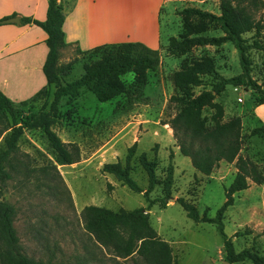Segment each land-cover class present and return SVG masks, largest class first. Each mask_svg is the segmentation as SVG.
Returning a JSON list of instances; mask_svg holds the SVG:
<instances>
[{"label":"rangeland","instance_id":"374dc122","mask_svg":"<svg viewBox=\"0 0 264 264\" xmlns=\"http://www.w3.org/2000/svg\"><path fill=\"white\" fill-rule=\"evenodd\" d=\"M203 1L206 2L202 4ZM26 3L21 0H0V22L13 18L16 11L24 18H31L34 5ZM199 6L220 15V0H171L162 8L161 42L165 47L161 57L164 62L149 74V83L143 96L130 98V102L126 98H116L108 103H99L94 95L84 90L72 104L66 105L65 99L62 101V116L53 131L64 143L79 147L78 163L73 166L58 163L41 131H24L20 139V152L12 159L16 166L10 172L12 179L0 184V188L1 200L16 208L14 228L28 257L39 261L53 259L61 264H136L132 258L119 259L96 246L83 229L82 213L88 206L115 212L148 209L142 194H134L113 176L104 175L101 171L106 163L121 161L124 164L128 149L138 142L136 157L130 166L134 180L144 190L148 188V176L138 162L141 154L146 153L149 159L158 160L157 174L161 183L166 176L170 154L174 155V202L168 201L166 209L158 203L148 212L151 227L172 247L174 264H223L226 256L224 240L217 227L214 224L197 225L187 217L176 199L183 198L196 205L201 215L207 213L210 218H215L225 204V194L235 179L234 164H220L209 177L197 174L190 159L180 154L172 129L167 126L178 111L177 105L170 102L176 94L171 75L183 62L211 56L223 77L231 78L241 72L238 53L230 42L218 48L198 46L181 58L169 55L168 39L184 32L180 11ZM260 14L264 21V10ZM20 24L0 25V48L14 37ZM22 26L27 24L22 23ZM35 30L43 32L39 28ZM253 34L247 37L251 38ZM205 35L220 37L223 34L211 27ZM262 41L264 43V38ZM18 47L19 44L12 45L10 50L0 56V63ZM97 58L92 53L81 54L74 47L64 50L60 64H74L67 81L81 78L84 67L93 64ZM252 60V77L262 83L264 51H253ZM20 61L16 60L15 63ZM123 81L130 86L134 77L128 73ZM210 89L206 79L205 85L194 92L199 96L202 91ZM53 92L54 89H51V97L39 99L24 109L39 112L44 102L50 105ZM256 98L257 94L250 88L230 86L214 103L224 108V121L242 117V156L254 161L264 173V139L249 135L254 128L264 126V105L257 106ZM22 101L14 102L15 106L20 107ZM213 113L211 108L205 111L209 119ZM4 136L0 137V148L4 145ZM163 193L160 184L150 197L159 199ZM233 198L234 205L225 214L224 233L228 239H233L236 252L255 246L262 254L264 236L258 238L257 235L260 236L264 230V186L252 183L250 189L234 194ZM245 229L251 230L253 234L233 238L236 232Z\"/></svg>","mask_w":264,"mask_h":264},{"label":"trees","instance_id":"16d2710c","mask_svg":"<svg viewBox=\"0 0 264 264\" xmlns=\"http://www.w3.org/2000/svg\"><path fill=\"white\" fill-rule=\"evenodd\" d=\"M264 10V0H220L219 14H212L200 8H185L179 15L183 18L184 32L178 37H170L167 51L170 56L181 58L196 47H221L229 43L235 47L241 66L240 74L226 78L217 70L215 59L203 56L182 63L171 77L176 94L170 102L177 105L178 111L167 123L172 129L180 154L190 159L192 168L202 176L209 177L220 163L234 164L235 179L225 194V204L217 212L215 218L207 213L201 215L196 205L183 198L176 202L186 212L187 217L199 224H214L224 240L226 264H264V252L260 254L255 246L236 252L233 239L224 233V219L228 209L234 205V194L248 190L250 182L264 185V173L251 159L242 156L243 119L235 117L224 121V108L214 103L227 87H246L256 94L257 106L264 105V73L263 82L252 77L253 51H264V21L260 17ZM46 21L40 22L32 18H23L22 23L40 27L46 33L45 45L49 53L42 73L47 79V86L26 101L15 103L0 91V137L4 145L0 148V184L11 181V171L16 169L12 162L20 152V139L24 131L39 130L48 140L56 161L62 165L76 164L80 160V149L76 144L64 143L53 131L58 119L62 116L61 103L72 104L82 92L87 90L99 103H108L116 98H140L149 83V74L161 66V53L141 43H120L97 47L81 54L92 53L97 56L93 64L86 65L81 78L69 82L73 62L61 65L62 52L68 47L64 38L65 15L59 0H49ZM214 27L222 32L220 37H210L206 32ZM254 33L251 38L247 37ZM131 73L134 82L129 86L123 77ZM208 79L210 90L202 91L199 96L194 90L205 85ZM48 106L42 104L39 112L26 111L32 103L39 99L51 97ZM48 107V108H47ZM214 113L209 119L205 115L207 109ZM118 111V109H116ZM115 111V112H116ZM251 137L264 139V126L254 128ZM138 142L128 149L126 161L106 163L102 166L103 174L111 175L134 194H142L148 209L120 210L118 212L98 206H88L83 210V229L96 246L106 249L119 259H134L136 264H174L173 250L151 227L150 209L156 204L167 208L172 199L175 183V171L172 165L173 153L166 169V176L161 183L157 174V159H149L146 153L141 154L139 165L148 176V188L144 190L132 176L130 163L135 159ZM162 184L163 197L151 199L150 195ZM0 188V264H61L53 259L35 260L28 257L14 228L17 211L15 206L1 200ZM245 229L238 231L233 238L252 235ZM264 236V230L261 235Z\"/></svg>","mask_w":264,"mask_h":264},{"label":"crops","instance_id":"0c3cea01","mask_svg":"<svg viewBox=\"0 0 264 264\" xmlns=\"http://www.w3.org/2000/svg\"><path fill=\"white\" fill-rule=\"evenodd\" d=\"M21 1L34 5L31 12L33 20L46 21L49 0ZM170 2L171 0H59L65 15L63 29L68 44L65 50L74 47L77 51L87 52L104 44L141 43L161 53L165 46L161 42L160 12ZM198 8L204 9L200 6ZM13 15L21 19V24L14 37L0 48V56L14 44H19V47L0 63V91L12 102H17L35 96L47 86L42 67L49 49L45 45L46 33L43 28L33 24L23 27L24 16L18 11ZM35 28L43 30L44 34ZM16 60L21 61L16 64ZM163 62L161 60V64Z\"/></svg>","mask_w":264,"mask_h":264},{"label":"water","instance_id":"95a60500","mask_svg":"<svg viewBox=\"0 0 264 264\" xmlns=\"http://www.w3.org/2000/svg\"><path fill=\"white\" fill-rule=\"evenodd\" d=\"M12 23L20 24L21 19L19 17H13L11 19L1 21L0 25H7V24H12ZM169 201L174 202V199H170ZM223 264H226V262H223Z\"/></svg>","mask_w":264,"mask_h":264}]
</instances>
